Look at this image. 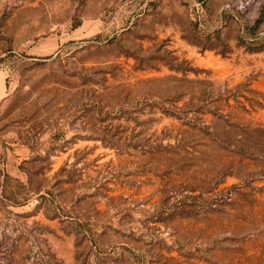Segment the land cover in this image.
I'll return each instance as SVG.
<instances>
[{"label":"rangeland","instance_id":"374dc122","mask_svg":"<svg viewBox=\"0 0 264 264\" xmlns=\"http://www.w3.org/2000/svg\"><path fill=\"white\" fill-rule=\"evenodd\" d=\"M0 264H264V0H0Z\"/></svg>","mask_w":264,"mask_h":264}]
</instances>
